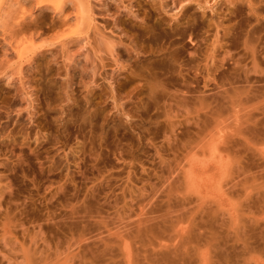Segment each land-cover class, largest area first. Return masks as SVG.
I'll return each mask as SVG.
<instances>
[{"label": "rangeland", "instance_id": "rangeland-1", "mask_svg": "<svg viewBox=\"0 0 264 264\" xmlns=\"http://www.w3.org/2000/svg\"><path fill=\"white\" fill-rule=\"evenodd\" d=\"M187 2L158 9L164 24ZM202 2L188 3L196 22L181 43L183 56L195 60L180 71L171 61L155 63L158 87L117 95L128 113L106 89L95 91L97 117L75 102L86 95L89 64L99 61L89 54L84 62V42L70 48L71 61L45 52L25 68L32 75L38 60L49 61L52 71L38 86L41 126L30 122L35 110L21 91L2 114L19 125L0 168V264H264V32L224 37L230 14L223 0ZM90 4L106 35L113 18L127 15L113 1H104L103 12L98 0ZM258 5L264 17V1ZM71 22L68 31L87 30ZM54 32L25 44L41 46ZM92 45L105 47L100 38ZM67 67L72 89L62 81ZM70 89L78 100L68 99ZM200 139L215 142L219 162L194 170V161L210 157Z\"/></svg>", "mask_w": 264, "mask_h": 264}, {"label": "bare ground", "instance_id": "bare-ground-1", "mask_svg": "<svg viewBox=\"0 0 264 264\" xmlns=\"http://www.w3.org/2000/svg\"><path fill=\"white\" fill-rule=\"evenodd\" d=\"M98 1L99 10L102 12L106 11L107 9L104 7V1L107 0ZM109 1L118 3V5L120 4L121 8L124 9V11L126 10L127 15L113 18L110 26H108V33L106 35L104 32L106 30L104 24H101V26L93 23L94 8H92L93 6L90 4V0H0V79L8 77V81L0 86V168L8 166V138L13 129L19 125L16 121L10 123L8 116L5 117L2 115H5V110L9 107L11 103L10 100L15 96L14 94L21 91L29 98V102L28 100L26 102L30 104L29 106H31V108L35 110L34 113H36V115L33 113V116H31L30 112V122L39 127L44 120L42 119L44 115L40 112L41 106H43L40 101V94L42 93L39 94L38 86L43 84L42 82L44 80L49 79V75L52 71L51 66L48 64L49 61L40 63L38 60L37 65L31 70L32 75L26 74L30 77L26 76L24 73L25 68L31 66L37 56L48 52L52 53L55 59L56 57L63 58L68 56L66 59L70 60L69 57L73 56L71 55L73 52H70V48L82 42H84L85 45V53L82 52L81 54L86 57V60L87 58L92 59L89 58L91 57V55L88 56L89 54L94 55V57L99 56V61L91 65L88 63L89 60L88 62L85 61V57L83 56L84 62L90 66H88L91 70L88 69L91 72V81H89L93 86L90 87V84H88L86 88L84 87L86 89L84 90L86 91V95H84V97L81 96L83 98H80L81 100L79 101L75 100L79 105L83 103L82 107L93 117L101 114L102 111L99 109V102L96 101V99H98L95 92L97 89L100 90V93L106 89V94L116 104L117 110L122 114H124L125 111L128 113L129 109L124 110V102H121L122 100L118 98L117 95L122 90L129 87H131L130 91H134L133 94L137 92L141 93L144 89L152 91V89L158 87L160 85L158 80L160 74L157 71L152 72V70L155 69V63L163 64L165 61H171L173 62L172 69L177 68L180 71L183 66L195 60L183 56L181 43L188 29L192 27L191 22H196L194 18H192V15L186 14L187 5L190 2L199 3L200 1L202 2V0H190L189 2L186 0L187 5L184 4V6H181L183 10L181 16H179V18L173 17L170 19L168 25L164 24L168 19H166L161 12H158V9L161 10L167 7L168 0ZM263 1L264 0H257V3L260 4ZM176 2L177 0H170L172 5ZM203 2H207V0H203ZM153 3L154 6L158 7L154 9L158 12L156 16L153 12L155 17L152 15ZM257 3L253 4L252 0H223L222 5L226 6V10H228L230 14V16L227 17L230 24L223 30V36L230 39L241 37L246 40L254 32H264V17L258 14L263 8ZM244 6L246 8H242ZM34 7H37V9L40 8L41 11L51 10V13L34 14ZM71 21H75L74 23L77 26L86 25L87 30L85 32H81L80 29L68 31V27L73 23ZM55 30L56 33L54 32L55 34H52L53 36L50 37L47 43L38 47L28 48L26 46L25 42L27 39L32 41L31 38L33 37L45 35ZM113 36L118 37L117 42L111 41V37ZM99 38L103 41L105 46L103 51L106 56L104 57L100 56L103 54V51L101 52L99 47L92 45V41L95 42ZM154 38L157 39V42L155 45H152V40ZM75 52H77V50ZM100 52L101 54L98 55ZM9 54H14V58L8 59L7 56ZM76 54L79 53L77 52ZM122 57L124 59L121 60ZM152 57H158L159 59L152 62ZM57 60L59 59H53L54 62ZM95 61L93 59V62ZM67 64L65 62V65ZM85 65L82 67L86 70L87 68ZM106 67L110 68V72H101L102 70H106L104 69ZM57 69L60 70L59 67ZM68 69L67 67L63 70L64 79L62 80L67 88L71 85V73H68ZM84 69H80V74L82 71L85 72ZM214 69L215 68L212 70ZM99 80H101V82ZM30 83L32 87L31 92L26 88ZM31 87L29 86V88ZM71 89L66 96L68 99L70 98L71 101L73 99L72 102H74V98L76 97L74 96V98H72V93L74 92V94H76L75 89L77 88L74 89L75 91ZM33 90L35 92L32 93ZM22 93L19 95H24ZM100 93H98L99 96ZM25 95L22 96L23 100L27 99L24 98ZM139 99L142 101L141 98ZM69 109L71 108L69 107ZM59 111L66 112L65 106L61 107ZM199 145L202 150L205 148L209 150L210 157L207 160L194 161V165L191 163L192 166L190 167L195 170L197 167L206 169L209 166H215L219 162L215 142L211 141L210 143H205L204 139H200ZM186 172H184V174ZM200 178L201 176L199 179Z\"/></svg>", "mask_w": 264, "mask_h": 264}]
</instances>
